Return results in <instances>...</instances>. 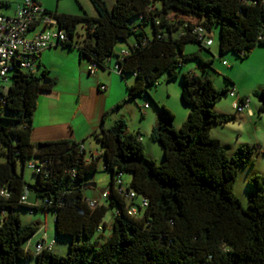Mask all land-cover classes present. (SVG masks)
<instances>
[{
    "label": "trees",
    "instance_id": "16d2710c",
    "mask_svg": "<svg viewBox=\"0 0 264 264\" xmlns=\"http://www.w3.org/2000/svg\"><path fill=\"white\" fill-rule=\"evenodd\" d=\"M89 1L95 16L45 8L68 30L70 40L59 44L77 46L99 67L115 55L119 74H134L127 98H149L161 112L149 136L161 145L162 161L146 154L140 132L126 130L124 118L95 132L101 150L97 156L88 158L83 143L75 140H54L38 148L31 140L32 116L39 92L51 88L54 80L45 70L15 68L7 90L0 88V154L5 157L0 161V264L28 263L31 258L36 264H264V176L248 178L254 191L244 207L232 185L239 166L252 161V150L240 145L228 154L221 140L211 135L214 123L233 120L213 106L235 87L217 88L209 76L182 72L180 98L189 111L179 126L150 91L161 72L172 79L186 60L208 65L213 59L200 54L205 45L197 26L210 35L218 25L219 55L232 50L242 58L264 45V0H116L111 7L105 0ZM134 16L137 22L131 23ZM129 36L134 41L120 60L116 43ZM189 41L200 48L185 52ZM41 75L50 81L43 83ZM254 94L260 100L257 110L263 112L264 86ZM100 157L110 173V193L91 207L82 180L97 170ZM18 160L23 167L33 160L46 161L43 170H33L34 184H26L17 172ZM119 173L129 174L128 188L148 199L145 208L133 201L138 207L134 215L116 187ZM25 186L36 189L42 202H22ZM21 207L43 208L55 215V233L70 238L67 254L49 247L36 254L27 249V240L40 225H23ZM111 207L115 208L111 231L102 239L107 225L103 216Z\"/></svg>",
    "mask_w": 264,
    "mask_h": 264
},
{
    "label": "rangeland",
    "instance_id": "374dc122",
    "mask_svg": "<svg viewBox=\"0 0 264 264\" xmlns=\"http://www.w3.org/2000/svg\"><path fill=\"white\" fill-rule=\"evenodd\" d=\"M22 0H0V12L11 13L12 9L18 5ZM44 4L50 7L53 11L66 12V13H84L85 11L92 10V4L89 0H42ZM109 7H111L116 0H105ZM54 16V15H53ZM131 23L137 22V18L134 16L130 19ZM52 28V27H50ZM77 31L82 34L84 32L82 23L77 24ZM214 43L211 46H205L203 49L193 41H189L185 44V52L195 51L200 48V54L206 58H213L208 65H201L196 59H189L184 61V65L177 68L178 76L172 79H167L166 72H161L158 75V83L153 85L150 89L152 95L158 100L162 105L166 104L169 107H178L182 110H187L189 105L183 103L180 98L181 92V78L182 72H187L189 70H194L204 76H209L213 80L215 87L231 89L235 87L237 91H247L246 95L249 97L250 104L253 102H260L259 98L254 94L253 85L254 81L260 74L264 73V67H259L256 64V60L253 61L250 58L251 53L246 57H239L232 50L226 51L224 54L219 55V27L214 25L212 30L209 31ZM134 38L129 36L126 40L119 39L115 46L116 53H120V48H126L128 43H133ZM214 55V57H213ZM114 59L115 55L112 56ZM255 58H260V54H257ZM225 61L227 63H225ZM204 68L205 70H202ZM118 72V71H117ZM127 78L134 79V74L129 73L125 75ZM227 77H230L232 82L227 81ZM259 89V88H258ZM238 92L236 96L232 97L230 95L224 94L221 99L217 101V105L224 111H228V114L233 117L232 121L220 123L216 122L212 125L211 135L217 137L221 140V143L228 154H232L236 148L240 145L249 146L252 150L251 162L245 165H241L238 168L237 176L233 182L232 188L234 193L239 197L241 203L244 207L247 206L248 198L250 193H252L253 187L248 183V178L254 174L264 176V112L261 114L262 119L259 117L255 111V115L251 118L243 117L241 112H239L235 106L234 101L237 99ZM234 100V101H233ZM148 102L153 110L156 109V105L149 99H144V97L138 96L136 99H130L124 102L118 109L120 116L123 115L126 121V130L134 129L137 131V127H140V132L142 137L145 139L147 137L146 131L149 130L148 120H143L141 116L140 109L143 103ZM165 106V105H164ZM166 107V106H165ZM146 108L144 111H147ZM176 111V110H175ZM4 115H9L8 112L4 111ZM173 124L179 126L183 118L179 112H175ZM148 142L153 144L156 150L157 163L162 161V147L151 139H147ZM96 144V142L94 141ZM258 145L262 149L258 148ZM4 155L0 154V161H4ZM16 170L18 173L23 174V178L26 184H34L36 182V175L34 174L33 168L29 166L27 162L24 167L20 160L17 161ZM124 178L126 181L130 178L129 174H125ZM110 173L105 168L104 160L102 157L98 160V168L93 173L84 174L82 183L94 182L95 186H87L83 188L87 198H93V196H100L104 189L109 186ZM264 184V179H263ZM264 192V187L262 189ZM25 195H31L32 199L28 200L30 204L41 203V197H37L36 189L29 188L25 186ZM90 193V194H89ZM136 202L140 201V197H136ZM103 203L105 199H100ZM115 211L114 207L107 210L103 216V221L106 222V227L101 231L102 239L106 238L111 231V221L112 215ZM20 220L23 225L36 224L39 222L41 228L39 229L40 236L44 237V240L48 237L46 243L49 244L50 248L60 254H67L68 246L70 243V238L64 235H57L55 233V215L43 208L33 209V212L26 207H21L18 210ZM36 236V235H35ZM29 264H36L35 259H28ZM17 264H25L22 260L17 261Z\"/></svg>",
    "mask_w": 264,
    "mask_h": 264
},
{
    "label": "crops",
    "instance_id": "0c3cea01",
    "mask_svg": "<svg viewBox=\"0 0 264 264\" xmlns=\"http://www.w3.org/2000/svg\"><path fill=\"white\" fill-rule=\"evenodd\" d=\"M21 2L12 9V12ZM39 2L44 8L53 11L42 0H39ZM88 14L91 16L96 15L93 6ZM213 43L212 40L211 45ZM123 49L124 47L120 48V50ZM257 54H260L258 59L255 58ZM249 59H255L259 67H264V45L255 47ZM90 63V58L82 54L77 46L56 44L42 49L38 56L37 70L38 72L45 70L47 77L53 79L54 83L51 88L40 91L38 94L37 105L32 116L31 140L33 143L37 145L40 142L60 139L75 140L83 143L88 158H91L92 155H99V143L94 134L103 127L114 125L117 119L124 118L117 111L124 102L130 100L127 98V85L132 83L134 79L127 78L125 75L121 76L115 70L116 58L110 57L103 67L98 66L93 72L89 70ZM202 70L205 69L202 68ZM253 83L252 90L254 91L263 87L264 73L260 74ZM101 85H105V89H101ZM235 90L238 92L237 97L247 96V91ZM153 98L160 104L154 96ZM216 103L213 106L215 112L228 114V111H224ZM252 104L249 100L248 106L241 112L244 115H240L241 118H251L255 115V111L260 115V118L262 117L261 114L264 111L258 112L257 110L260 102H253ZM164 105L174 114L179 112L183 120L189 111V108L184 112L182 108L175 106L173 109V107ZM147 108V111H141V116L143 120H148L149 130H152L160 120L161 112L158 108L153 110L150 105ZM139 130L140 127H137V131H134L133 128L128 131L135 133L140 132ZM146 132L148 133L145 139L140 132L145 152L150 157L156 158V150L152 148L154 147L153 144L147 140L151 139L149 136L150 131ZM258 148L262 149L260 145H258ZM92 186H95V184H92ZM26 198L27 202L32 199L29 194H26ZM93 198H97V196H93ZM36 224L40 225L39 222H36ZM35 235L32 238V245L41 240L45 247L50 248L49 244L46 243L48 237L46 240H42L43 237L40 236L39 230Z\"/></svg>",
    "mask_w": 264,
    "mask_h": 264
},
{
    "label": "built area",
    "instance_id": "2783aa9c",
    "mask_svg": "<svg viewBox=\"0 0 264 264\" xmlns=\"http://www.w3.org/2000/svg\"><path fill=\"white\" fill-rule=\"evenodd\" d=\"M195 31L205 46L212 44L213 39L208 35L205 28L197 26ZM69 40L68 30L60 26L58 20L52 14L46 12L39 0H22L21 4L12 13L0 12V88L7 90L10 81L9 76L15 68L32 73L36 72L37 58L43 48ZM119 54V59L122 60L129 54V49L126 47ZM97 67L95 62H91L89 70L93 72ZM114 68L116 71H120L118 61H116ZM100 87L101 89H105L106 86L101 85ZM229 95L235 96L236 90H231ZM248 104L249 98L241 100V97H237L234 101V106L239 112L244 111ZM147 107H149V104L144 103L142 111ZM81 148L85 150L83 144H81ZM45 165V160H33L29 162V166L39 172L44 169ZM128 181L129 179L126 181L124 175L119 173L116 179V187L130 203L128 213L134 215L138 212L137 205L133 203L136 197H140L138 203L141 208L148 206V199L143 195H138L135 190L128 188ZM109 193V189L107 188L101 192L98 198H87L85 195V200L89 206L95 207L102 203L100 199H106ZM21 201L27 202L25 194L21 196ZM30 212H33V210H30ZM34 236L35 234L27 240L26 247L36 254L45 246L41 240L36 241L32 245V238ZM42 240H44V237Z\"/></svg>",
    "mask_w": 264,
    "mask_h": 264
},
{
    "label": "water",
    "instance_id": "95a60500",
    "mask_svg": "<svg viewBox=\"0 0 264 264\" xmlns=\"http://www.w3.org/2000/svg\"><path fill=\"white\" fill-rule=\"evenodd\" d=\"M41 77L43 78L42 79L43 83H48L50 81L49 78H47L45 76H42L41 75ZM45 146H47V143L46 142H40V143L37 144V147L38 148L45 147ZM90 185H92L91 182L85 183V184L82 185V188H85V187L90 186Z\"/></svg>",
    "mask_w": 264,
    "mask_h": 264
}]
</instances>
